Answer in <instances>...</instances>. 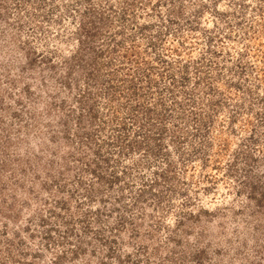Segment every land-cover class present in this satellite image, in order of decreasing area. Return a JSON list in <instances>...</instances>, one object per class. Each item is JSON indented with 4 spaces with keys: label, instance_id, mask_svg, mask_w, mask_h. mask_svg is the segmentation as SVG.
<instances>
[{
    "label": "rangeland",
    "instance_id": "rangeland-1",
    "mask_svg": "<svg viewBox=\"0 0 264 264\" xmlns=\"http://www.w3.org/2000/svg\"><path fill=\"white\" fill-rule=\"evenodd\" d=\"M261 95L264 0H0V264H264Z\"/></svg>",
    "mask_w": 264,
    "mask_h": 264
},
{
    "label": "trees",
    "instance_id": "trees-1",
    "mask_svg": "<svg viewBox=\"0 0 264 264\" xmlns=\"http://www.w3.org/2000/svg\"><path fill=\"white\" fill-rule=\"evenodd\" d=\"M110 85H111V83H110ZM260 98L264 100V95H261ZM254 196L257 198V200L259 202H261L264 199V191H261L259 196H256L255 194H254Z\"/></svg>",
    "mask_w": 264,
    "mask_h": 264
}]
</instances>
